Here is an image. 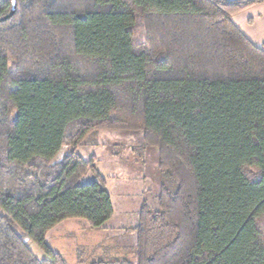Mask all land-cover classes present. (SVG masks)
I'll return each instance as SVG.
<instances>
[{
  "label": "trees",
  "instance_id": "1",
  "mask_svg": "<svg viewBox=\"0 0 264 264\" xmlns=\"http://www.w3.org/2000/svg\"><path fill=\"white\" fill-rule=\"evenodd\" d=\"M262 1L0 0V264H67L47 233L111 218L77 150L100 129L140 131L162 181L135 261L91 264H264V45L231 19Z\"/></svg>",
  "mask_w": 264,
  "mask_h": 264
},
{
  "label": "rangeland",
  "instance_id": "2",
  "mask_svg": "<svg viewBox=\"0 0 264 264\" xmlns=\"http://www.w3.org/2000/svg\"><path fill=\"white\" fill-rule=\"evenodd\" d=\"M64 145L54 161L70 151ZM88 158L96 156V168L107 180L113 214L103 228H92L84 219H66L46 236L50 248L60 253L67 264H91L93 261L128 262L136 259L134 226L143 204L157 209L161 175L155 147H142L140 131L100 129L86 136L77 149ZM89 171L80 182L93 180ZM29 247L38 258L47 255L33 241Z\"/></svg>",
  "mask_w": 264,
  "mask_h": 264
},
{
  "label": "crops",
  "instance_id": "3",
  "mask_svg": "<svg viewBox=\"0 0 264 264\" xmlns=\"http://www.w3.org/2000/svg\"><path fill=\"white\" fill-rule=\"evenodd\" d=\"M231 19L252 43L264 45V0L234 13Z\"/></svg>",
  "mask_w": 264,
  "mask_h": 264
}]
</instances>
